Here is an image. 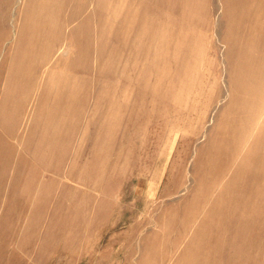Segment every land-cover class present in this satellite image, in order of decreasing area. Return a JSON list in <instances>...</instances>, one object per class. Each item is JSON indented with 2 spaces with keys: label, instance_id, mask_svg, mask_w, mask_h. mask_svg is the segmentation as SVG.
<instances>
[{
  "label": "rangeland",
  "instance_id": "rangeland-1",
  "mask_svg": "<svg viewBox=\"0 0 264 264\" xmlns=\"http://www.w3.org/2000/svg\"><path fill=\"white\" fill-rule=\"evenodd\" d=\"M28 1L0 0V142L10 152L0 163V264H187L191 250L205 264H264V192L253 197L261 207L241 251L227 239L236 222L206 218L238 166L204 178L223 142L215 138L246 98L233 48L250 40L251 23L238 5L202 0L174 14L170 2L165 53L153 56L140 0H108L101 36L99 20L91 25L89 56L77 58L74 45L71 55L31 62L35 84L17 111ZM260 23L264 55V14Z\"/></svg>",
  "mask_w": 264,
  "mask_h": 264
},
{
  "label": "bare ground",
  "instance_id": "bare-ground-1",
  "mask_svg": "<svg viewBox=\"0 0 264 264\" xmlns=\"http://www.w3.org/2000/svg\"><path fill=\"white\" fill-rule=\"evenodd\" d=\"M201 1L140 0L141 6L143 5L139 11L143 23V30H141L148 44V49L145 51L153 56L156 54L161 56L165 53L167 26L170 20L173 21L168 15L170 2L173 5L172 13L176 14L180 4L199 5ZM231 2L232 0H230ZM233 3L238 5L239 14L244 15V18L250 20L251 23L248 30L250 40L242 41L238 47L233 48L238 50L237 89L244 93L246 98L242 103H236L237 112L241 111V115L233 121L232 129L229 132L222 131L215 138V141L222 140L223 142L219 146L212 147L210 155H208L204 178L212 179L221 175L231 162L238 164L237 170L229 177L228 181L220 186L213 201H210L206 218L221 216L232 220L233 223L236 222V227L232 226L234 233L227 239L229 243L231 242V246L233 245L239 249L238 251H241L243 245L249 242L245 232L257 223L254 213L261 207L257 202L254 203L253 197L264 192V106H260V103L264 101V55L258 46V40L261 38L259 27L261 26L260 17L264 14V0H233ZM107 4L108 0L28 1L27 17L20 37L24 46L18 50V60L15 64V72L19 74L16 75L21 80L20 89H22V94L17 100V111L25 105L31 87L35 84L33 72L36 68L32 64L35 60L49 61L62 50L64 55H71L73 52L71 47L74 45L78 47L77 58L89 56L90 45L95 33L91 25L94 19L99 20L98 28L101 36L100 32L105 28L103 22ZM249 6L253 7V12L248 10ZM132 12V9H129L122 20L131 18ZM228 13L234 22L236 11L232 6L228 5ZM32 17H34V22L31 23ZM187 19H189V13ZM79 22L82 23L81 28L74 27ZM185 22L186 19H178L175 24L178 31ZM123 25L124 21H121L120 27ZM120 27L117 31L118 34L121 32ZM178 31L175 34H178ZM139 35L136 38H139ZM64 45L66 48L62 49ZM56 46H59L60 49H55ZM247 99L251 102L246 103ZM52 117L48 116V121L54 120ZM49 141L46 137L45 141H40V145L38 143V147H47ZM9 154L10 152L0 142V163L3 165L7 163L10 158ZM37 156H40L38 150L35 151V159L38 158ZM240 183H245V187H242ZM204 225L206 229L211 227L209 221ZM204 234L206 233L200 232V235ZM218 242L219 245L223 243L221 237ZM202 258L203 254L200 250L195 252L191 250V253L186 257V262L187 264H205L201 260ZM242 260L240 259V261ZM13 262H9V264H13Z\"/></svg>",
  "mask_w": 264,
  "mask_h": 264
}]
</instances>
